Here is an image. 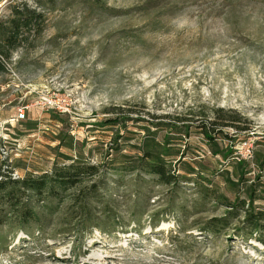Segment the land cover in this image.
I'll use <instances>...</instances> for the list:
<instances>
[{
  "label": "rangeland",
  "instance_id": "1",
  "mask_svg": "<svg viewBox=\"0 0 264 264\" xmlns=\"http://www.w3.org/2000/svg\"><path fill=\"white\" fill-rule=\"evenodd\" d=\"M15 7L42 22L0 39V173L99 169L7 209L0 264H264V0H0V21ZM219 108L249 130L209 142ZM150 159L177 182L125 170Z\"/></svg>",
  "mask_w": 264,
  "mask_h": 264
},
{
  "label": "trees",
  "instance_id": "2",
  "mask_svg": "<svg viewBox=\"0 0 264 264\" xmlns=\"http://www.w3.org/2000/svg\"><path fill=\"white\" fill-rule=\"evenodd\" d=\"M41 15L28 8H13L12 18L6 21H0V39L7 44L9 50H13L18 43V39L24 29L41 28ZM8 56H4L0 52V74L6 71V60ZM214 118L207 123H203L198 127L200 133L209 142H214L215 134L222 135L224 129L232 128L237 131H248V128L241 129L239 123L244 120L238 113L228 111L223 108L213 110ZM125 168V167H124ZM98 169L95 166L84 167L81 165H71L67 168L54 170L53 172L45 173L41 176H27L23 180H16L9 178L6 174L0 173V221H4L7 209L11 211L17 210L18 206L23 200V197L29 194L28 197L34 196L39 200L42 199L45 193L50 196L58 197L60 191H66L77 187L83 183L86 178L98 174ZM125 170L136 172L142 170L144 173L155 176L159 181L165 185H173L178 178L172 173V170L162 160L150 159L142 166H134V164L127 165ZM115 171V170H113ZM98 191L92 192V196L98 194ZM24 219H35L34 212L25 209L22 212ZM250 226L253 228L264 221V215H250Z\"/></svg>",
  "mask_w": 264,
  "mask_h": 264
},
{
  "label": "built area",
  "instance_id": "3",
  "mask_svg": "<svg viewBox=\"0 0 264 264\" xmlns=\"http://www.w3.org/2000/svg\"><path fill=\"white\" fill-rule=\"evenodd\" d=\"M52 103H53V102H52ZM52 103H51V104H52Z\"/></svg>",
  "mask_w": 264,
  "mask_h": 264
}]
</instances>
